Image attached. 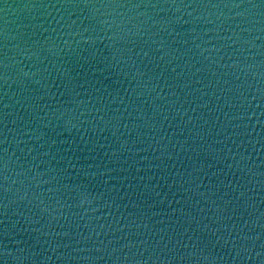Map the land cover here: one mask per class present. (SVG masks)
<instances>
[{
    "label": "water",
    "instance_id": "water-1",
    "mask_svg": "<svg viewBox=\"0 0 264 264\" xmlns=\"http://www.w3.org/2000/svg\"><path fill=\"white\" fill-rule=\"evenodd\" d=\"M107 2L0 0V264H264L260 0Z\"/></svg>",
    "mask_w": 264,
    "mask_h": 264
},
{
    "label": "snow or ice",
    "instance_id": "snow-or-ice-1",
    "mask_svg": "<svg viewBox=\"0 0 264 264\" xmlns=\"http://www.w3.org/2000/svg\"><path fill=\"white\" fill-rule=\"evenodd\" d=\"M167 0H165V3ZM200 3H204L205 0H198ZM207 3H212V0H207ZM260 4L262 7H264V0H260ZM229 4H225V7H227ZM233 7H240L241 4H231ZM247 5H253V0H247ZM85 7L90 6L88 3H85ZM106 7H140L142 6L141 3H136L135 0H125V2L121 3L119 0H108V2L104 5ZM147 6L150 7H156V3H151V0H148ZM6 67V65H5ZM261 95L264 96V88L260 89ZM7 168L8 165L4 161V157L0 156V189H4L3 184L7 180ZM7 192V189H5V193ZM2 206V205H0Z\"/></svg>",
    "mask_w": 264,
    "mask_h": 264
}]
</instances>
